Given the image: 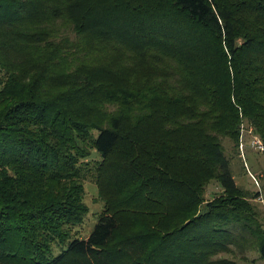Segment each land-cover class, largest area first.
Listing matches in <instances>:
<instances>
[{"label":"trees","instance_id":"1","mask_svg":"<svg viewBox=\"0 0 264 264\" xmlns=\"http://www.w3.org/2000/svg\"><path fill=\"white\" fill-rule=\"evenodd\" d=\"M250 127L264 0H0V264H264L224 141Z\"/></svg>","mask_w":264,"mask_h":264},{"label":"rangeland","instance_id":"2","mask_svg":"<svg viewBox=\"0 0 264 264\" xmlns=\"http://www.w3.org/2000/svg\"><path fill=\"white\" fill-rule=\"evenodd\" d=\"M253 135L254 133L249 131L245 134L248 139H251V136ZM224 141L227 147V153L232 158V166L238 182L247 189H251L255 192L260 190L262 192V200H260L261 198H253L252 200L257 205L260 211V220L264 224V152L254 150V148H252L250 145H247L245 156H243L242 154H244V151H242L241 148L240 151L236 152L234 151L232 142L228 138H225ZM91 159H100V156L94 152ZM86 182L85 201L89 205L90 211L86 216L84 223L76 226L75 228L77 234L82 237H87L90 235L99 220V214L104 208L103 203L99 199V192L96 183L92 180H87ZM222 190L223 189L219 183L214 182L208 188L207 197L211 199L215 195L221 193ZM235 250L237 252L236 257L234 254L227 252L223 253V255L236 258L243 264L262 263L256 248L246 249V247H236Z\"/></svg>","mask_w":264,"mask_h":264},{"label":"built area","instance_id":"3","mask_svg":"<svg viewBox=\"0 0 264 264\" xmlns=\"http://www.w3.org/2000/svg\"><path fill=\"white\" fill-rule=\"evenodd\" d=\"M244 131H245V129L243 130V132H244ZM249 132L254 133L252 127H250ZM244 136H245V134H244ZM245 146H246V144H245V142L242 140L240 148H241L242 151H244V152H245V150H244V149H245ZM250 146H251L252 148H254V150H257V151H259V152H264V140L261 138L260 135H258V134H256V133H254V135L251 136V139H250ZM242 155L245 156V153L242 154ZM262 198H263V197H262ZM262 198H261V199H262Z\"/></svg>","mask_w":264,"mask_h":264}]
</instances>
